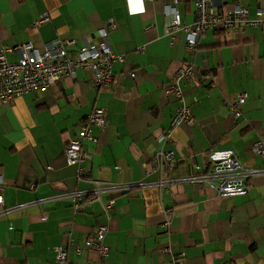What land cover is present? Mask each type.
<instances>
[{"label": "crops", "instance_id": "0c3cea01", "mask_svg": "<svg viewBox=\"0 0 264 264\" xmlns=\"http://www.w3.org/2000/svg\"><path fill=\"white\" fill-rule=\"evenodd\" d=\"M235 1L251 17L264 6V0H227ZM173 2L146 1L144 13L130 14L126 0H0V51L24 43L44 50L61 39L72 41L67 48L74 54L98 42L101 28L115 18L110 40L125 56L115 63L109 88L95 86L92 72L80 69L76 78L0 103L5 206H23L0 217V264H53L67 232L74 264H170L181 253L179 264H264V176L250 180L248 194L228 198L182 181L206 169L212 150L231 149L246 165L264 167L251 148L264 137V29L211 30L191 51L184 30L174 39L166 34L165 7ZM177 6L192 25L194 0H177ZM44 15L50 19L37 24ZM7 58L16 61L18 54ZM186 61L200 77L199 84H182L196 121L174 128L172 143L164 144L179 105L164 88ZM241 92L249 98L235 119L231 106ZM95 107L106 108L107 125L93 128L98 140L86 142L79 178L64 150L80 139ZM162 149L175 152L173 167H155ZM115 184L130 189L109 190ZM74 192L86 193L80 210ZM103 225L110 253L101 262L97 251L77 247Z\"/></svg>", "mask_w": 264, "mask_h": 264}, {"label": "built area", "instance_id": "2783aa9c", "mask_svg": "<svg viewBox=\"0 0 264 264\" xmlns=\"http://www.w3.org/2000/svg\"><path fill=\"white\" fill-rule=\"evenodd\" d=\"M146 1L157 0H126L130 14H142L146 11ZM195 20L192 25L186 24L177 6V0L168 3L165 7V14L169 18L166 27V34L175 38L179 30L186 33V44L188 50H195L199 40L208 31L221 29L227 33L244 30L247 27H258L264 29V6L256 10V16L251 17L249 8L239 1L228 4L227 0H194ZM50 16H42L37 24L49 20ZM118 26L115 18H110L101 28L99 41L84 45L77 49L74 54L68 50V44L72 41L55 40L47 44L44 50L37 48L32 43L6 47L0 51V103H9L17 97H21L30 92L47 90L55 86L59 80L65 76L76 78L80 69L89 70L93 75V84L97 87H111L114 82L113 68L115 63L124 62L125 56L117 53L110 40V30ZM8 53H17L18 59L10 61ZM132 72L131 76L135 77ZM199 75L195 65L186 61L183 62L179 70L171 77L169 83L164 88L166 96H173L178 102L176 113L172 120V129L163 135L164 144L172 143L173 129L185 124L193 126L195 115L192 107L185 102L183 81L189 80L199 84ZM249 95L241 92L231 106V112L235 119L239 118L243 112V106L247 102ZM107 125V110L105 107H95L86 118L79 137L71 140L65 147L64 154L70 165L77 168L79 178L84 176L83 164L87 159L88 151L85 148L86 142H95L98 138L93 133V128H104ZM253 154L264 159V137L252 144ZM157 169H162L164 165L173 167L176 155L173 150L162 149L156 155ZM257 176H264V167H251L243 163L236 153L231 149L212 150L208 155L206 169L200 173L182 178V181L194 184H204L213 189L220 197H234L246 195L250 189V180ZM166 181V180H164ZM159 183L161 186L163 183ZM95 192L99 196L101 186L98 181ZM129 185L115 184L109 186V190L114 192L127 191ZM74 208L80 210L85 204L86 193L74 192ZM113 200L107 204L106 208H111ZM21 206L7 208L5 206V178L0 166V217L20 209ZM46 220V216L43 217ZM107 225L100 226L94 234L86 240L84 247H77L78 252L84 250H95L101 256V262L109 255L110 248L105 243L104 238L108 233ZM66 244L55 247V261L53 264H74L69 259V248L74 246V239L71 232L66 233ZM167 251L171 252L168 247ZM181 253L175 254L170 264H179Z\"/></svg>", "mask_w": 264, "mask_h": 264}]
</instances>
